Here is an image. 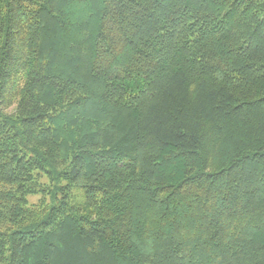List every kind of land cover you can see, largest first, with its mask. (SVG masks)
Segmentation results:
<instances>
[{"label": "trees", "instance_id": "16d2710c", "mask_svg": "<svg viewBox=\"0 0 264 264\" xmlns=\"http://www.w3.org/2000/svg\"><path fill=\"white\" fill-rule=\"evenodd\" d=\"M0 264H264V0H0Z\"/></svg>", "mask_w": 264, "mask_h": 264}, {"label": "rangeland", "instance_id": "374dc122", "mask_svg": "<svg viewBox=\"0 0 264 264\" xmlns=\"http://www.w3.org/2000/svg\"><path fill=\"white\" fill-rule=\"evenodd\" d=\"M44 182H47V179L44 178L43 180ZM74 194H75V197L78 199V200H81V198H83V192L76 189L74 190ZM39 199V196H34V197H31L30 201L31 202H36L37 200Z\"/></svg>", "mask_w": 264, "mask_h": 264}]
</instances>
